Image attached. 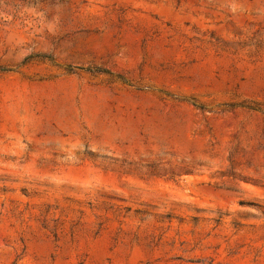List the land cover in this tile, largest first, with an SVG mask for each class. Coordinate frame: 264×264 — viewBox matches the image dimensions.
I'll list each match as a JSON object with an SVG mask.
<instances>
[{
  "label": "rangeland",
  "instance_id": "374dc122",
  "mask_svg": "<svg viewBox=\"0 0 264 264\" xmlns=\"http://www.w3.org/2000/svg\"><path fill=\"white\" fill-rule=\"evenodd\" d=\"M0 264H264V0H0Z\"/></svg>",
  "mask_w": 264,
  "mask_h": 264
},
{
  "label": "trees",
  "instance_id": "16d2710c",
  "mask_svg": "<svg viewBox=\"0 0 264 264\" xmlns=\"http://www.w3.org/2000/svg\"><path fill=\"white\" fill-rule=\"evenodd\" d=\"M95 72H102V71H100V70L97 69V70H95Z\"/></svg>",
  "mask_w": 264,
  "mask_h": 264
}]
</instances>
